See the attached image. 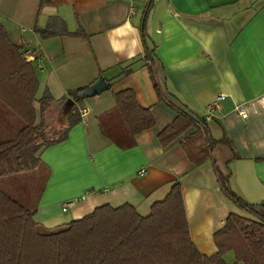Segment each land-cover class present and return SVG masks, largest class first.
Masks as SVG:
<instances>
[{"label":"crops","instance_id":"0c3cea01","mask_svg":"<svg viewBox=\"0 0 264 264\" xmlns=\"http://www.w3.org/2000/svg\"><path fill=\"white\" fill-rule=\"evenodd\" d=\"M149 1L0 0V21L21 52L30 54L39 80L37 124L42 98L50 101L43 116L47 130L49 119L56 120V110L66 105L69 121L75 108L69 92L102 76L111 85L110 91L85 100L83 109L89 113L65 141L38 153L42 163L34 172L42 169L45 176L34 220L52 229L70 223L65 216L69 211L71 222L104 205L130 204L140 212L151 209L159 200L150 205V199L167 195L179 181L192 240L210 256L217 252L214 234L228 216L247 213L222 193L212 164L199 168L190 161L182 144L194 128L167 147L159 142L177 114L158 100L144 60L141 25ZM146 29L156 47L159 81L182 105L205 115L224 97L214 115L240 158L233 160L227 147L218 146L216 162L224 175H231L239 197L251 204L264 202V0H154ZM81 31L87 37H77ZM42 32L54 36L46 38ZM128 70L133 72L123 76ZM125 90H133L156 120L152 129L133 139L112 126L119 123L113 95ZM1 105L0 125L9 111ZM109 112L102 122L107 136L100 124ZM11 118L15 124L0 128V138L15 136L24 125L14 112ZM211 133L216 140L224 137L216 124ZM13 192L25 198L21 186ZM69 202L78 203L64 213Z\"/></svg>","mask_w":264,"mask_h":264},{"label":"trees","instance_id":"16d2710c","mask_svg":"<svg viewBox=\"0 0 264 264\" xmlns=\"http://www.w3.org/2000/svg\"><path fill=\"white\" fill-rule=\"evenodd\" d=\"M153 4L154 0H150L141 25L144 60L158 100L177 114L175 121L159 134V142L167 147L194 128L182 144L190 161L199 168L212 164L222 193L247 216L235 213L228 216L224 227L213 237L217 252L209 256L192 240L179 181L161 201L152 205L148 215L130 204L104 205L82 219L42 232L41 225L34 220L38 200L34 205L26 204L23 201L27 198L13 197L0 187V264H228L225 257L230 253L238 263L264 264V202L251 204L239 197L231 187V175H224L215 159L218 146L227 147L233 160L240 158L231 139L214 114L207 120L208 114L192 112L159 81L156 47L146 29ZM41 34L46 38L54 36ZM76 36L87 37L82 31ZM22 54L0 21V103L24 122L14 138H0V178L19 177L40 168L38 153L44 147L65 141L70 129L83 122L81 110L87 99H80L79 95L91 86L69 92L75 108L66 130L60 138L47 140L42 128L50 101L47 97L40 100L43 116L37 124L34 103L39 80L34 66ZM132 72L128 70L123 76ZM113 97V113L117 114L119 123L112 126L121 128L132 139L155 126V117L139 105L133 90ZM110 115V112L105 114L100 124L107 136L110 134L102 122ZM214 124L221 126L223 139L213 138Z\"/></svg>","mask_w":264,"mask_h":264},{"label":"rangeland","instance_id":"374dc122","mask_svg":"<svg viewBox=\"0 0 264 264\" xmlns=\"http://www.w3.org/2000/svg\"><path fill=\"white\" fill-rule=\"evenodd\" d=\"M140 13L142 11V9L140 8L139 9ZM140 15V14H139ZM66 105V104H65ZM2 106V105H1ZM5 108L7 110H9V108H7L5 106ZM70 107L69 105H66L65 109L63 111H60V109H57L56 112H59V114L57 115V118L55 120V118H48L50 121L47 126V130H45V125H46V121L44 120L43 122V133L45 135V138L47 140H54V139H58L60 138L63 134L60 133L59 134V129L63 130V128H66V126L68 125V122H67V114L69 113L70 111ZM8 112V114H6V117H4V122L0 125V128L2 127H6V124L8 123V125L10 126H13L15 123H14V118L12 120L11 118V114L12 112L9 110V111H6ZM11 113V114H9ZM54 113V109L53 110H49V113H48V116L50 117L52 114ZM3 115V111L0 112V116ZM6 134H9V132L7 131H4ZM15 136H10L8 139H11V138H14ZM45 176V171L44 170H40L39 171V174H37V171H31L29 173H26L24 175H21V176H13L12 178L13 179H9V177H5V178H0V187L2 189H4V191H6L7 193H9L10 195H13V197H16V194L14 191L15 187L17 186H21L23 188V190H25V198H27L26 200H24L23 202L24 203H29L30 205H34L36 204L37 202V199H38V196L40 195V192L42 191L43 189V178ZM23 192V191H22ZM166 195V194H165ZM164 195V196H165ZM164 196H160L159 197H155L154 199H150V205H152V201H160L164 198ZM20 199V198H18ZM75 203H78V202H75ZM147 206V205H146ZM149 211H150V208H145L143 207V209L140 210L141 214L143 215H148L149 214ZM71 214L72 212L69 211L68 214H65L66 219L69 220V222H71ZM69 224V223H68ZM61 226H64V225H56V226H53L54 228L52 229H55V228H58V227H61ZM47 226L43 227L41 226L40 227V232L44 231V229L46 228ZM49 228V227H47ZM225 260L228 264H243V263H238L236 261V258H235V255L233 253H230L228 254L226 257H225Z\"/></svg>","mask_w":264,"mask_h":264},{"label":"built area","instance_id":"2783aa9c","mask_svg":"<svg viewBox=\"0 0 264 264\" xmlns=\"http://www.w3.org/2000/svg\"><path fill=\"white\" fill-rule=\"evenodd\" d=\"M131 1H133V0H131ZM134 14H135V12L133 11V15H134ZM22 56H23L24 59H26L27 61L30 62V54H28V53H23ZM223 99H224L223 96H219V97L217 98L216 102L213 103L212 105H210V106L208 107V110H207V114H208V116H207V120H210V118L213 116V114L219 109L220 102H221ZM88 113H89V109H82V110H81V114H82V117H83V118H85V117L87 116ZM240 115L246 117V113H245L243 110L240 111ZM143 173H144V172H143ZM74 204H75L74 202H69V203H67V204L64 206V208H63V212L66 213L70 208H72V207L74 206Z\"/></svg>","mask_w":264,"mask_h":264},{"label":"water","instance_id":"95a60500","mask_svg":"<svg viewBox=\"0 0 264 264\" xmlns=\"http://www.w3.org/2000/svg\"><path fill=\"white\" fill-rule=\"evenodd\" d=\"M109 84L106 79L102 76L100 77L94 84H92L89 88H87L84 92L79 95L80 99H91L95 98L102 93L109 90Z\"/></svg>","mask_w":264,"mask_h":264}]
</instances>
